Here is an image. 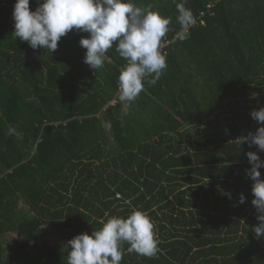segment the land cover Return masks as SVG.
Instances as JSON below:
<instances>
[{"label":"trees","instance_id":"1","mask_svg":"<svg viewBox=\"0 0 264 264\" xmlns=\"http://www.w3.org/2000/svg\"><path fill=\"white\" fill-rule=\"evenodd\" d=\"M14 3L0 0V263L67 264L75 235L140 209L158 251L125 243L120 264H264L246 175V153L264 151L236 141L262 126L250 112L264 107V0H133L172 22L167 68L130 105L115 44L97 70L85 32L33 50L12 34ZM177 3L203 13L186 39Z\"/></svg>","mask_w":264,"mask_h":264},{"label":"clouds","instance_id":"2","mask_svg":"<svg viewBox=\"0 0 264 264\" xmlns=\"http://www.w3.org/2000/svg\"><path fill=\"white\" fill-rule=\"evenodd\" d=\"M177 21L183 29L193 23L192 12L184 3L176 5ZM13 35L36 50L43 48L49 54L57 50L58 41L69 31L88 33L79 44L86 49L83 62L97 70L105 63V54L115 44L116 52L126 64L118 76L119 100L125 105L134 102L145 90V83L154 85L167 68L166 55L161 52L162 40L170 31L171 18L139 7L133 0H38L30 10L29 0H15L12 11ZM181 39L187 38L184 32ZM167 53V52H166ZM252 119L262 126L254 134L236 139L238 146L247 143L264 151V107L250 112ZM9 134H15L10 128ZM251 165L246 175L253 181L251 204L258 213L259 223L252 228L256 238L264 237V179L259 169L264 168L256 152L246 153ZM231 198L230 193H225ZM245 196L239 195L243 204ZM128 251L142 256H154L159 240L151 217L134 209L127 217L110 216L91 234L75 235L67 242V264H120Z\"/></svg>","mask_w":264,"mask_h":264},{"label":"built area","instance_id":"3","mask_svg":"<svg viewBox=\"0 0 264 264\" xmlns=\"http://www.w3.org/2000/svg\"><path fill=\"white\" fill-rule=\"evenodd\" d=\"M202 17H203V13L200 12V13L198 14L197 17H194V18H193V23H192L190 26H193V25L198 24L200 18H202ZM184 32H186V30H184ZM168 43H171V42H162L161 52H162L163 54H166V52H167L166 47L169 46ZM113 100H115V99H113ZM113 100H112V101H113ZM112 101H111V102H112ZM111 102L109 103V105L111 104L110 106L116 104V103H117V100H116V103H111ZM0 264H2V263H0ZM11 264H15V263L12 262Z\"/></svg>","mask_w":264,"mask_h":264},{"label":"rangeland","instance_id":"4","mask_svg":"<svg viewBox=\"0 0 264 264\" xmlns=\"http://www.w3.org/2000/svg\"><path fill=\"white\" fill-rule=\"evenodd\" d=\"M117 97H119V92L117 93V95H116ZM111 103H116V100H113ZM111 105V104H110ZM50 236H51V234H50ZM38 237V236H37Z\"/></svg>","mask_w":264,"mask_h":264}]
</instances>
